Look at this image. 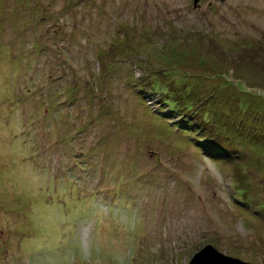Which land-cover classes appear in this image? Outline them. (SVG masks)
<instances>
[{
	"label": "rangeland",
	"instance_id": "374dc122",
	"mask_svg": "<svg viewBox=\"0 0 264 264\" xmlns=\"http://www.w3.org/2000/svg\"><path fill=\"white\" fill-rule=\"evenodd\" d=\"M261 133L264 0H0V264H264Z\"/></svg>",
	"mask_w": 264,
	"mask_h": 264
},
{
	"label": "water",
	"instance_id": "95a60500",
	"mask_svg": "<svg viewBox=\"0 0 264 264\" xmlns=\"http://www.w3.org/2000/svg\"><path fill=\"white\" fill-rule=\"evenodd\" d=\"M201 0H193L194 7H198ZM224 3L226 0H216ZM189 264H251L241 259L226 256L211 245L206 246L193 257Z\"/></svg>",
	"mask_w": 264,
	"mask_h": 264
},
{
	"label": "trees",
	"instance_id": "16d2710c",
	"mask_svg": "<svg viewBox=\"0 0 264 264\" xmlns=\"http://www.w3.org/2000/svg\"><path fill=\"white\" fill-rule=\"evenodd\" d=\"M251 57V56H250ZM196 124H197V122H196ZM245 129H247L246 127L242 130V131H244ZM185 130V129H184ZM213 136V135H212ZM260 136L261 137H263L264 138V134H260ZM212 140L214 141V142H216V143H219L220 141H219V138L216 136V137H214L213 136V138H212ZM220 144V143H219ZM226 147L225 146H222V149H219L218 151H216V152H218L219 154H221V153H223L224 152V149H225ZM215 152V150L213 149V153ZM228 256V255H227Z\"/></svg>",
	"mask_w": 264,
	"mask_h": 264
}]
</instances>
